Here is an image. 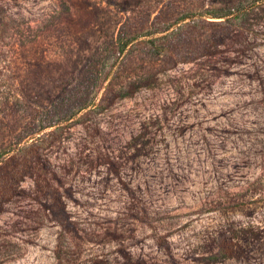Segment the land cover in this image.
Wrapping results in <instances>:
<instances>
[{"label":"rangeland","instance_id":"rangeland-1","mask_svg":"<svg viewBox=\"0 0 264 264\" xmlns=\"http://www.w3.org/2000/svg\"><path fill=\"white\" fill-rule=\"evenodd\" d=\"M0 21V264H264V0H0Z\"/></svg>","mask_w":264,"mask_h":264},{"label":"trees","instance_id":"trees-1","mask_svg":"<svg viewBox=\"0 0 264 264\" xmlns=\"http://www.w3.org/2000/svg\"><path fill=\"white\" fill-rule=\"evenodd\" d=\"M206 13L209 14V17L211 18H226L231 12L228 13H220L218 11H206ZM240 15H236L234 16L232 19L226 18L224 19V22H230L231 20H237V22H239V16ZM173 23H162V24H157L154 26V28L152 30H148L146 32L143 33H139V34H135L132 35L130 37H127L126 39H118L115 45V50L117 51V54H121L125 48L130 44V47H134L135 43H131L133 40L138 39L141 36L144 35H149L150 33L154 32H163L167 29H169L171 27ZM3 23H1L0 21V31L3 29ZM182 26H178L175 30H179L181 29ZM167 37V35H160L157 38L151 37L148 39H145L144 41H142L143 44H145V46H147L149 49H153V50H157V51H164L158 44L157 41H162ZM106 79L105 75H103L102 80L104 81ZM59 128H54L46 133H42L40 134L37 139H35L34 141H31L30 143L19 147L18 149H16L14 151L13 154H11L9 157H7L4 161H6V163L10 164V168L14 169H20V167L25 164L27 162V160L32 157L38 150V148L43 147L45 145H47L52 139L55 138L56 134L58 133ZM15 147H11V148H7V149H2L0 151V158H4V155H6V153L10 152L11 150H14ZM1 161V160H0ZM17 171H14L12 173V176L16 177V173Z\"/></svg>","mask_w":264,"mask_h":264}]
</instances>
